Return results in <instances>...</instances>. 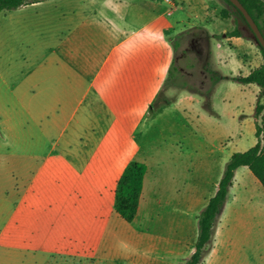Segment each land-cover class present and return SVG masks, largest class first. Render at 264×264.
Returning <instances> with one entry per match:
<instances>
[{"label": "crops", "instance_id": "crops-1", "mask_svg": "<svg viewBox=\"0 0 264 264\" xmlns=\"http://www.w3.org/2000/svg\"><path fill=\"white\" fill-rule=\"evenodd\" d=\"M46 1L0 10L8 11L5 15L8 23L2 26L3 36L0 37V44L4 46L6 37L13 34L12 28L24 26L26 22L51 29L45 32L48 39L45 43L50 47L45 57L56 65V70L49 74H32V79L48 78L49 83L41 86L35 82L30 101L24 106L36 113V123L41 129L61 128L67 133L65 148L59 154L82 178L73 189L79 194L78 200H66L60 195L45 202L35 197L34 229L41 238L65 242H57L44 251L78 260L90 258L95 260L92 264H107V258L100 251L107 240L121 237L118 224L125 219L115 208V194L119 178L131 160L145 162L147 172L138 213L130 224L146 214L147 198L153 193L152 168L143 153V144L138 142L145 133L140 127L144 124L146 128H153L155 122L149 118L156 116V109L159 115L163 113L172 102L164 99L156 106L157 100L167 92L165 81L175 57L173 34L181 35L189 28H176L171 19L165 18V11L157 13V9L160 10L157 0H65V6L59 9L39 7ZM165 1L171 5L169 15L184 2ZM199 5L205 23L220 16L209 1L201 0ZM227 27L215 30L202 26L212 39L222 33L233 48H246L231 61L239 72L223 73V77L233 79L231 77L236 75H248L261 64L254 65L258 47L246 36H226ZM224 46L222 42L217 44L219 48ZM250 46L252 56L246 52ZM210 53L213 58V50ZM242 84L256 85L254 98L258 102L261 87L256 83ZM177 100L175 96L173 101ZM122 134L133 140L126 148L122 147L124 142L119 141ZM59 142L55 141L53 146ZM246 167L242 165L235 171L227 201L217 218L213 238L201 264H261L264 259L261 245L258 252L255 251V259L247 252L252 245L247 244L244 231L237 227L244 221L247 200L239 201L234 182L238 172ZM219 182L208 198L201 189L185 195V200L180 202L185 206L183 211L176 206L171 209L178 233L165 264H184L195 251L199 215L216 193ZM28 190L30 187L19 190L22 193L20 207L29 195ZM257 191L260 201L256 203L264 214V191L259 188ZM156 200L160 202L157 196ZM250 201L249 205L253 202ZM151 207L149 205L148 210ZM160 215L161 212H157L152 219ZM150 229L147 226L140 231L149 236ZM151 246L156 249L157 243L152 241ZM143 255L134 249L118 263L140 262Z\"/></svg>", "mask_w": 264, "mask_h": 264}, {"label": "rangeland", "instance_id": "rangeland-1", "mask_svg": "<svg viewBox=\"0 0 264 264\" xmlns=\"http://www.w3.org/2000/svg\"><path fill=\"white\" fill-rule=\"evenodd\" d=\"M64 1L48 0L39 7L59 9L65 6ZM200 1L184 0L180 4L182 6L169 15L171 5L165 0H157L160 2L157 13L165 11V18L171 19L176 28L186 26L189 29L181 35H175L173 31V44L178 42L175 69L169 72L165 81L167 92L157 100L156 106H160V100L172 102L163 113L159 115L156 109V116L149 118L155 122L153 128H146L144 124L140 127V130L145 129V133L138 142L143 144V153L152 168L153 193L147 198L146 214L132 224L125 220L118 224L122 230L121 237L107 240L100 251L107 258V264H119L134 249L144 255L142 261L133 264H165L178 233L171 209L176 206L183 211L185 206L180 202L185 200V195L190 196L201 189L208 198L215 191L231 156L247 150L258 140L256 127L262 116H256V85L244 86L239 81L223 77V73L239 72L231 61L246 48H233L222 33L212 39L202 28L222 30L228 26L229 32L237 26V18H222L221 10L228 6L225 0H206L220 16L205 23ZM7 13V10L0 12V37L3 36L2 26L8 23ZM240 26L246 37L252 36L246 25L240 23ZM50 30V27L26 22L24 26L12 28L13 34L6 37L5 46L0 44V264L95 262L90 258L78 260L44 251L57 242H65L49 240L45 236L41 238L34 229L35 197L45 202L60 195L66 200H78L79 194L73 189L82 181L59 154L65 148L67 133L61 128L52 131L41 129L36 123V113L24 106L30 101L35 82L41 86L49 83L48 78L32 79V74H49L56 70V65L45 57L50 48L45 43L48 40L45 32ZM251 40L258 47L254 65H259L264 57L256 41ZM218 42L225 46L217 47ZM250 50L251 46L246 52L252 56ZM218 54L220 58H217ZM211 71L218 79L212 80ZM175 96L176 102L173 101ZM260 101L264 103V94ZM120 138L124 148L133 141L125 134ZM260 138L264 143V136ZM55 141H60V144L54 147ZM47 154H50L48 159ZM28 187L29 195L20 207L22 193L19 190ZM257 188L264 191L248 167L241 169L234 182V192L238 193L239 201L247 200L244 202L247 207L244 209V221L237 227L244 231L247 244L250 242L252 245L247 252H251L253 259L260 245L264 254V214L260 213V206L256 203L260 201ZM248 200L253 202L249 205ZM149 205L152 206L150 210ZM157 212L161 215L153 220ZM147 226L152 231L149 236L140 231ZM152 241L157 243L156 249L151 246ZM262 260L261 264H264Z\"/></svg>", "mask_w": 264, "mask_h": 264}, {"label": "trees", "instance_id": "trees-1", "mask_svg": "<svg viewBox=\"0 0 264 264\" xmlns=\"http://www.w3.org/2000/svg\"><path fill=\"white\" fill-rule=\"evenodd\" d=\"M38 1L42 0H0V10L13 9L27 3ZM225 1L228 6L223 7L221 10L222 18L235 16L238 21L237 26L232 31L225 33L226 36H247L244 29L240 26V23H243L252 33V36H249V38L254 39L253 29L244 13L231 0ZM241 2L264 34V0H241ZM177 46L178 42L175 44V50ZM258 46L264 57V47L261 44H258ZM174 69L175 58L171 65L170 73ZM211 73L213 80L218 79L214 72L211 71ZM232 78L242 83H256L261 87L259 100L256 105V116L258 118L262 116L261 121L257 122L256 127L258 140L256 144L247 150L235 152L231 156L224 174L220 179L216 193L209 199L199 215V234L195 242V251L185 260L184 264H201L206 251L209 249L217 218L225 206L230 187L233 184L235 171L238 167L247 165L264 187V143L260 138L261 135L264 136V103L260 101V96L264 94V61L248 75H236ZM146 172L147 164L145 162L131 160L119 178L115 194V208L127 222H132L137 216Z\"/></svg>", "mask_w": 264, "mask_h": 264}, {"label": "water", "instance_id": "water-1", "mask_svg": "<svg viewBox=\"0 0 264 264\" xmlns=\"http://www.w3.org/2000/svg\"><path fill=\"white\" fill-rule=\"evenodd\" d=\"M245 15L247 21L249 22L251 28L254 32V39L257 44H261L264 47V34L262 33L260 27L257 22L254 20L252 15L249 13L247 8L243 5L241 0H231Z\"/></svg>", "mask_w": 264, "mask_h": 264}]
</instances>
